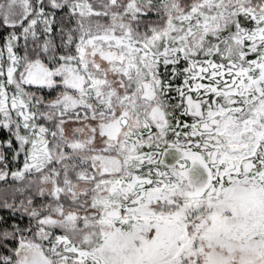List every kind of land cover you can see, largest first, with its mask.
<instances>
[{
	"label": "snow or ice",
	"instance_id": "snow-or-ice-1",
	"mask_svg": "<svg viewBox=\"0 0 264 264\" xmlns=\"http://www.w3.org/2000/svg\"><path fill=\"white\" fill-rule=\"evenodd\" d=\"M0 264H264V0H0Z\"/></svg>",
	"mask_w": 264,
	"mask_h": 264
}]
</instances>
